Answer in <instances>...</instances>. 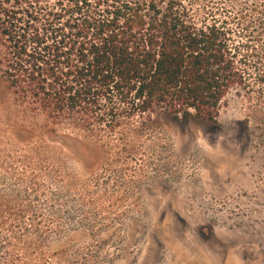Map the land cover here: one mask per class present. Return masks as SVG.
<instances>
[{"label":"rangeland","instance_id":"rangeland-1","mask_svg":"<svg viewBox=\"0 0 264 264\" xmlns=\"http://www.w3.org/2000/svg\"><path fill=\"white\" fill-rule=\"evenodd\" d=\"M206 4L257 52L216 122L138 120L87 156L0 77V264H264V0Z\"/></svg>","mask_w":264,"mask_h":264},{"label":"trees","instance_id":"trees-1","mask_svg":"<svg viewBox=\"0 0 264 264\" xmlns=\"http://www.w3.org/2000/svg\"><path fill=\"white\" fill-rule=\"evenodd\" d=\"M195 1L0 0V77L87 156L138 120L216 122L257 52L240 17Z\"/></svg>","mask_w":264,"mask_h":264}]
</instances>
